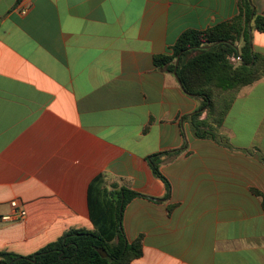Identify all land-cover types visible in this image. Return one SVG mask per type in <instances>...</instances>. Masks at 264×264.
Instances as JSON below:
<instances>
[{"label":"crops","instance_id":"1","mask_svg":"<svg viewBox=\"0 0 264 264\" xmlns=\"http://www.w3.org/2000/svg\"><path fill=\"white\" fill-rule=\"evenodd\" d=\"M244 1L0 0V249L92 228L101 176L142 194L122 217L130 242L142 236L131 264H264V76L236 93L215 137H199L202 99L155 62L184 31L238 17L237 46L247 25L264 55ZM250 2L264 16V0ZM161 152L169 192L148 160ZM13 201L27 215L4 220Z\"/></svg>","mask_w":264,"mask_h":264},{"label":"trees","instance_id":"2","mask_svg":"<svg viewBox=\"0 0 264 264\" xmlns=\"http://www.w3.org/2000/svg\"><path fill=\"white\" fill-rule=\"evenodd\" d=\"M244 5L246 23L252 20L264 32V16L253 13L250 0H245ZM241 20L238 17L206 30H186L170 55L155 59L158 66L174 72L180 55L177 75L182 86L187 93L202 99L192 123L199 137H215L236 93L264 76V55L253 50L247 25L243 46L236 44L243 35ZM204 111L207 115L200 119ZM255 151L259 150H251ZM164 153L153 154L148 160L154 175L165 182L169 192L170 182L160 170ZM102 183L103 178L98 176L89 187L92 228H69L28 253L0 249V264H131L141 257L142 236L130 242L122 227V217L126 204L142 194L127 187L108 190Z\"/></svg>","mask_w":264,"mask_h":264},{"label":"built area","instance_id":"3","mask_svg":"<svg viewBox=\"0 0 264 264\" xmlns=\"http://www.w3.org/2000/svg\"><path fill=\"white\" fill-rule=\"evenodd\" d=\"M11 205L13 206L14 210L12 214L3 216L2 218L4 220L16 221V220L23 219L27 215V211L24 208L20 207L17 201H13Z\"/></svg>","mask_w":264,"mask_h":264},{"label":"water","instance_id":"4","mask_svg":"<svg viewBox=\"0 0 264 264\" xmlns=\"http://www.w3.org/2000/svg\"><path fill=\"white\" fill-rule=\"evenodd\" d=\"M206 47H208V46H206ZM179 61H180V55L177 57V60H176V63H175L174 74H175L176 77L178 78L180 84H182V83H181V80H180V78H179V76L177 75V68H178V65H179Z\"/></svg>","mask_w":264,"mask_h":264}]
</instances>
